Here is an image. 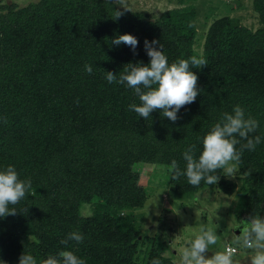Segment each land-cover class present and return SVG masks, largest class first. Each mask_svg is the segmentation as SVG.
Listing matches in <instances>:
<instances>
[{"label": "trees", "instance_id": "obj_1", "mask_svg": "<svg viewBox=\"0 0 264 264\" xmlns=\"http://www.w3.org/2000/svg\"><path fill=\"white\" fill-rule=\"evenodd\" d=\"M184 0H181L183 2ZM257 28L239 17H217L206 31L202 53L195 5L149 19L115 0H38L0 5V167L13 164L31 178V192L0 219V259L18 264L21 253L39 259L71 248L86 264H176L166 255L170 242L144 231L135 212L148 198L141 182L150 165L170 167L174 191L193 194L216 185L232 194L236 181L219 173L208 185H190L172 169L185 167L182 152L200 139L224 111L239 103L261 120L264 132V0H253ZM121 15L118 18L116 13ZM138 38L136 51L111 45L115 35ZM155 38L169 62L203 56L196 99L170 121L158 110L146 120L128 109L139 103L125 84L108 83L124 64L149 57L144 40ZM158 46V45H157ZM90 63L93 72L84 70ZM239 147V145L237 146ZM175 161V165L174 162ZM243 180L240 218L264 211V143L244 150L238 164ZM146 220V219H145ZM79 230L84 240L60 243ZM144 245V246H143ZM4 264V262H0Z\"/></svg>", "mask_w": 264, "mask_h": 264}, {"label": "clouds", "instance_id": "obj_2", "mask_svg": "<svg viewBox=\"0 0 264 264\" xmlns=\"http://www.w3.org/2000/svg\"><path fill=\"white\" fill-rule=\"evenodd\" d=\"M120 15L117 11L115 18ZM138 43L134 34L125 32L115 35L110 46L125 44L135 52ZM144 50L149 57L147 63L130 61L124 64L119 76L108 70L105 71L104 78L108 83L116 81L132 90L139 103H129L128 109L137 113L138 117L145 120L152 118V112L158 110L162 117L174 122L178 119L180 108L192 103L200 92L197 73L192 69L202 67L207 64V60L203 56H192L169 62L163 44L155 38L151 41L145 38ZM84 70L91 74L93 67L90 63H85ZM259 128L260 119L241 104L232 105L231 111H224L200 139L202 147L198 155L197 145L190 143L184 148L182 157L186 162L185 167L181 169L175 166L171 170L172 179L184 176L190 185L198 186L202 180L208 185L214 184L219 179L218 170L226 176H235L243 151H254L264 143V132L252 135ZM173 163L175 165V161ZM31 184L30 177L20 178L13 164L0 167V219L15 214L17 209L11 206L17 205L30 194ZM214 224L215 227H209L200 223L199 228L186 241L178 264H235V249L213 248L217 244L219 227L218 223ZM238 226L242 227L240 234L234 239L236 248L251 253L250 264H264V216L253 213L250 219L240 220L234 228ZM84 238L82 232L73 230L60 243L67 245L69 241H75L79 244ZM209 251L212 252L211 255H208ZM0 262L6 264L3 259ZM18 264H86V260L71 248H63L42 260L32 251L24 250ZM150 264H162V260L153 257Z\"/></svg>", "mask_w": 264, "mask_h": 264}, {"label": "rangeland", "instance_id": "obj_3", "mask_svg": "<svg viewBox=\"0 0 264 264\" xmlns=\"http://www.w3.org/2000/svg\"><path fill=\"white\" fill-rule=\"evenodd\" d=\"M38 0H0V5L5 2H15L19 6ZM121 8L133 11H143L149 19L160 17L164 12L178 7L195 5L198 8L196 25L198 28L195 48L202 53L206 31L211 23L219 16L230 14L239 17L243 24L257 28L260 25L258 14L253 9V0H115ZM239 169V167H238ZM141 182L145 184L148 198L145 205L135 214L144 217V231L149 236L157 233L170 242L166 251L178 264L179 255L186 246V241L191 238L194 230L200 223L217 228L216 250H225L228 244L235 246L234 239L240 234V227L234 228L240 220H248V216L240 218V202L243 197V180L238 171L235 176L226 178L236 181L238 188L232 194L221 191L216 185L200 190L191 195L176 193L174 185L169 178L170 167L164 164L150 165L143 169ZM264 216V211L261 214ZM196 217L198 221L196 222ZM219 217V219H217ZM146 219V220H145ZM144 246V245H143ZM236 247V246H235ZM212 252L209 251L208 255ZM250 252L239 249L234 252L235 264H250Z\"/></svg>", "mask_w": 264, "mask_h": 264}, {"label": "built area", "instance_id": "obj_4", "mask_svg": "<svg viewBox=\"0 0 264 264\" xmlns=\"http://www.w3.org/2000/svg\"><path fill=\"white\" fill-rule=\"evenodd\" d=\"M226 249H235V251L237 250V248L235 246H232L230 244H228V246H226Z\"/></svg>", "mask_w": 264, "mask_h": 264}]
</instances>
